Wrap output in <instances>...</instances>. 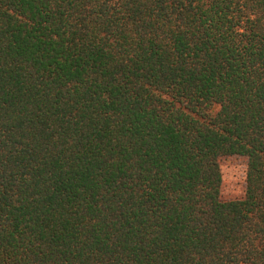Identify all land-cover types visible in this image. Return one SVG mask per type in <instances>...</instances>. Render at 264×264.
Wrapping results in <instances>:
<instances>
[{
	"label": "trees",
	"instance_id": "trees-1",
	"mask_svg": "<svg viewBox=\"0 0 264 264\" xmlns=\"http://www.w3.org/2000/svg\"><path fill=\"white\" fill-rule=\"evenodd\" d=\"M0 264H264V0H0Z\"/></svg>",
	"mask_w": 264,
	"mask_h": 264
},
{
	"label": "rangeland",
	"instance_id": "rangeland-1",
	"mask_svg": "<svg viewBox=\"0 0 264 264\" xmlns=\"http://www.w3.org/2000/svg\"><path fill=\"white\" fill-rule=\"evenodd\" d=\"M222 173L220 197L223 201L237 200L244 196L247 159L243 156H225L219 159Z\"/></svg>",
	"mask_w": 264,
	"mask_h": 264
}]
</instances>
